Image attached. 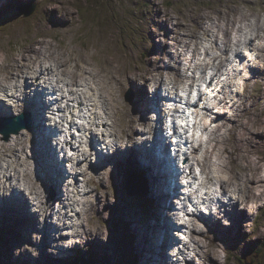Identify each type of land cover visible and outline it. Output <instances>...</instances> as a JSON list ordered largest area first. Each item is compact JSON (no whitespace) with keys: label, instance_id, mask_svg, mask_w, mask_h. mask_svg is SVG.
I'll use <instances>...</instances> for the list:
<instances>
[{"label":"rangeland","instance_id":"1","mask_svg":"<svg viewBox=\"0 0 264 264\" xmlns=\"http://www.w3.org/2000/svg\"><path fill=\"white\" fill-rule=\"evenodd\" d=\"M18 1L13 5L0 0V103L7 107L2 116L5 118L11 106H14L10 110L12 116L20 111L21 104H24L21 98L25 95L40 90L45 95V98L39 96L36 99L41 106L40 99L45 103L54 91L59 94V88L65 92L64 95H57L58 104L62 103L60 114L69 115L68 119H88L87 108L94 123L103 125L104 120L107 139L120 144L117 135L121 131L123 135L135 133L128 137L125 146L120 144V151L131 149L146 140L141 137H147L149 129L141 125L145 119L151 118L152 111L157 113L148 107L156 98L151 97L150 104L143 105L149 113L152 112L150 117L145 115L144 119L140 113L139 99L134 98L137 110L132 95L139 98L141 87L147 88L149 92V87L154 88L159 80L163 82V75H158L155 80V70L176 71L175 76L184 81L181 83L182 88L186 86L185 81L190 87L194 81L189 75L194 66V74L199 76L206 70L212 71L211 68L218 70L220 65L226 63L227 54L215 55L217 42L220 38L227 48L226 37L234 29L241 32L245 27L243 23L238 27L241 22L238 13L246 15L250 22L255 20V25L245 29L252 36L251 39L247 35H240V42H243L241 46L245 55L249 56L243 55L242 61L233 64L244 68L239 73L245 77L240 79L244 85L233 94L232 101L226 99L227 103L220 108L219 117L222 119L217 122L214 120V123L221 125L216 126L215 131L214 127H209V143L194 154L199 160L203 157L201 168L194 163L192 169L205 173L207 169H212V165L218 164L215 158L207 155L208 148L214 146L215 153L222 157L227 166L225 175L231 181L226 187L234 186L237 194L232 193L231 197L237 200L236 203L234 200L232 211L229 208H225L224 213L220 211V218L212 228L204 229L206 224L193 216V227L204 230L200 233L191 231L194 241L191 248H195V251L185 253V258H190L191 262L181 261V264H244L243 259V262L238 260L245 257V253L264 245V0ZM229 11H232L228 14L232 31L226 18ZM199 19L204 20L207 29ZM219 20L222 23L220 27L211 26L219 24ZM196 27L207 36L199 32L195 37L191 35L195 33ZM217 35H220L219 38ZM258 38H261L260 49L258 41V46L253 42ZM250 45L258 50L254 55L249 52ZM208 54L214 55L211 62L206 56ZM193 56L197 64L191 61ZM238 68H233L229 74H235ZM50 82L57 88L54 86L52 89ZM173 89L177 90L176 87ZM21 90L23 92L20 96ZM144 96L149 99L145 91ZM26 100L31 101L28 98ZM157 100L156 106L159 109L160 102ZM17 102L20 104L17 105ZM161 103H165L164 99ZM45 105L42 107L47 112L49 108ZM129 117L135 120L131 129L126 123ZM49 122L54 123L53 120ZM49 122H45L44 126L49 125ZM54 125L43 127L40 132L51 135L49 130L57 132ZM8 126L7 123L6 129L0 128V136L6 137L7 131L12 136ZM94 131L97 130L91 126L85 135L102 140L103 134L101 139ZM40 132L34 133L30 129L10 140H7L10 136L6 137V141L0 139V142L5 143L0 144V180L3 181L4 175L9 178L0 185V198L21 194L19 197L34 204L29 203L33 208L29 210L36 216L29 212L33 218L27 221L37 218L39 223V228H36L32 223V226H26L24 220H20L21 223L15 222L13 217L14 221L11 218L8 222L3 221L2 218L8 215V200L14 197H10L4 204L0 202V264H23L22 261L27 262L28 256L36 258L41 252L58 253L59 256L63 253L62 258L65 260L67 255L79 254L90 257V264H136L135 256L139 255L144 264H154L158 260L148 245L144 249L139 247L142 246L141 242L148 239L155 248L159 235L163 237L161 243L164 242L161 260L166 264V218L172 209L173 200L170 199L167 206L155 204L150 195V174L145 168L143 174L148 187L144 179H137L130 172L129 167L134 168L131 163L123 164L120 153H113L111 158L94 164V156H90L88 151L85 158L81 147L78 146L77 150L73 144H69L64 152L67 159H64L65 165H62L67 173L62 171L66 176L58 181L66 185L61 187L53 177L60 166L58 153H64H60L59 148L57 151L52 149L49 158V154L43 151L46 150L45 145L48 147L51 143L46 141L42 145ZM59 134L63 137L64 132ZM191 155L187 156L195 161L193 153ZM86 167L89 168L88 173H84ZM12 172L18 183L10 179ZM60 174L61 171L59 176L62 177ZM242 177H247L246 186L242 183ZM131 179L134 180L132 183ZM53 180L56 185H53ZM128 183L142 193L144 204L141 207L136 202L134 205L132 201L136 197L130 196L129 199L123 189ZM22 187L26 189L23 191ZM146 190L148 193H144ZM157 190L167 192L162 186L154 188L153 192L157 194ZM24 192H31L32 195ZM55 192H60L62 196ZM148 201L155 204L150 215L152 217L153 214L149 223L150 233L140 234L135 231L140 236L134 233L133 240L131 220L144 223L147 217L139 211L148 205ZM20 202L15 200L14 204ZM3 206L2 210L5 211L1 210ZM133 210L138 211V215ZM9 211L15 210L11 208ZM42 211L44 216L39 215ZM171 217L174 218L173 215ZM169 223L173 228L172 222ZM126 224L133 236L131 242L128 241ZM152 228L156 230L152 231ZM212 229L214 236L209 234ZM48 239L51 242L49 245L46 244ZM26 240H29L27 244ZM135 245L138 250L136 254L133 252ZM55 249L60 251L55 252ZM154 250L157 252V248ZM54 257H57L56 254ZM258 259L261 261L259 264H264V246Z\"/></svg>","mask_w":264,"mask_h":264},{"label":"bare ground","instance_id":"2","mask_svg":"<svg viewBox=\"0 0 264 264\" xmlns=\"http://www.w3.org/2000/svg\"><path fill=\"white\" fill-rule=\"evenodd\" d=\"M231 23V22H230ZM228 28V27H227ZM223 29V28H222ZM228 30V29H227ZM239 30V29H238ZM224 32V31H223ZM225 33V32H224ZM223 34V33H222ZM227 34V33H226ZM258 37V36H257ZM247 41H248V39H247ZM244 55H245V53H244ZM31 55H29V57H30ZM246 56V55H245ZM249 56V54H247V56L246 57H248ZM46 62H48V61H46ZM60 67H61V64H58ZM219 70V69H218ZM156 86H154V90H155V92L153 91L152 92V94L153 95H149L150 97H149V99L147 100L146 98H145V96H144V91L145 90H142L141 91V94L142 95H140L139 96V104H141L142 106L145 104V105H147V104H150V98L151 97H154V98H156V99H158L157 100V102L159 103V99H162V96H161V92H160V90L157 92V90L160 88V85H161V80H159V82L158 83H156L155 84ZM192 85V84H191ZM191 85H190V87H191ZM48 86V85H47ZM49 86H51L52 87V89H53V87L55 86L56 88H57V86L54 84V83H51L50 82V84H49ZM175 87V86H174ZM51 89V88H50ZM58 89V92H59V94L61 95V94H63L64 95V93L63 92H61L60 91V89L59 88H57ZM7 90V89H6ZM53 91V90H52ZM39 92V93H38ZM38 95L39 96H41V97H43V98H45V95L40 91V90H38ZM54 93H55V91H54ZM56 95V98L55 97H47V99L49 98L50 99V104L49 105H55L56 103H54L53 101H52V99H54L55 98V100L54 101H56L57 103H58V100H57V95H59V94H57V93H55ZM148 94H149V92H148ZM45 100V99H44ZM216 101V102H215ZM40 103H41V105L43 106V105H45L44 103H43V101H42V98L40 99V101H39ZM141 102H143V103H141ZM214 102L215 103H213V106H212V109L214 110L216 107L218 108V106L220 105V101H217V99H214ZM227 102V101H226ZM34 104H35V107H36V111H37V114H36V118L35 117H33V120H34V127H33V130L35 131V133L36 132H38L39 130H40V128L45 124V122H46V120H44V118H46V116L43 114L44 112H46V111H43V108L37 103V101H34ZM18 105V104H17ZM49 105H45L46 107H48L49 109L51 108V107H49ZM4 108H7V107H5V106H3V107H0V121H1V119H2V115L5 113V110H4ZM86 109V112L89 114V120L88 119H86L85 117V120H84V123L83 124H79L78 122H75L76 121V118H74L73 119V121H72V119H69V127L71 128V127H74V129H78L80 132H82V134H84L85 135V131L90 127L91 128V126L92 127H94V129H96L97 131H94V132H96L97 133V136L99 137V134L100 133H102L103 134V128L105 127V125H104V120H103V125H101V124H99V123H94L93 122V119H92V115H91V113H90V110L89 109H87V108H85ZM212 109H210L209 111L211 112V110ZM219 111V113L217 114L216 113V115H217V117H219V115L221 114L220 113V109H218ZM43 111V112H42ZM209 111H207V113H209ZM15 112V111H14ZM196 112H198V111H196ZM221 112H223V111H221ZM21 113V111H16V115H19ZM140 113L142 114V117L145 119L147 116H148V114H149V112H148V110H146L145 112L144 111H142V109H141V111H140ZM213 114V113H212ZM145 115H146V117H145ZM40 116V117H39ZM52 118H50L49 120H51ZM156 119L157 120H154V122H158V121H160L161 120V114H157L156 113ZM203 119V116H202V114H200L199 112H198V120L199 121H201ZM63 122L66 120V118H65V116H63ZM54 121V120H53ZM135 121V120H134ZM134 121H133V118H131V117H129L128 119H127V121H126V123H128V125H129V127H130V129H131V127H132V125L134 124ZM153 121H152V119H150V118H148L147 120L145 119L144 120V122H142L143 124L141 125L142 127H147L148 129H149V134L150 135H156L157 134V127H156V130H155V132H153V126L151 125V123H152ZM208 122H210L211 123V121H209L208 120ZM5 126H3V122L1 121L0 122V128H2V129H6L5 127H7V122L5 121ZM54 123H56L55 121H54ZM68 123V122H67ZM8 128L9 129H11V126L9 125L8 126ZM163 129V128H162ZM217 130H219L218 128H217ZM5 131V130H4ZM26 130H22L21 132H25ZM11 132V131H10ZM7 133L9 134V132L7 131ZM12 133V132H11ZM13 134H15V133H13ZM41 134H42V137H45L44 136V134H43V131L41 132ZM35 135V134H34ZM36 136H37V134H36ZM104 136V135H103ZM46 138H49V137H46ZM57 140H56V145H57V148H59L62 152L65 150V148L66 147H68V145H69V143L68 142H66V141H61L60 139H58L57 137H55ZM97 139V138H96ZM96 139H89V140H87V139H85V137L83 138H81V140H76L75 139V142H77L78 143V146L79 147H81L82 149H83V152H84V157L86 156V154H87V150L85 149L87 146H91V145H93L94 143H95V140ZM102 139V138H101ZM32 140H33V137H32ZM47 140V139H46ZM100 141V140H99ZM51 143V142H50ZM149 143V141L148 142H146V144H148ZM0 144L1 145H5V143H3V142H0ZM105 144H107V145H110V141L108 142V143H105ZM143 146H145L144 144H143ZM44 149H46L45 151H43L44 153H46L47 155L49 154V158H51V153H52V151H51V145H49L48 147H47V145H45V147H44ZM207 150V149H206ZM206 150H204V152L206 151ZM140 150L139 149H132L131 150V152H139ZM207 155L209 156V158H215L217 161H218V164H214V165H212V169H207L206 170V172L204 173L205 175H206V181L204 182V186H207V187H211V186H213V185H215V184H219V186H220V190L223 192V194L225 195V196H228L229 195V193H234V194H237V191L233 188L232 190H230L229 189V187L230 186H228V187H226L227 186V183L228 182H230L231 180L229 179V176L227 177L226 175H225V173H226V169H227V166H226V164L224 163V160L222 159V157L219 155V154H217V153H215V147L214 146H211V147H209L208 148V150H207ZM93 156V155H92ZM66 157V156H65ZM87 157V156H86ZM194 158H195V161H196V163H197V165L198 166H200V162H203V157L201 158V160H199V159H197L195 156H194ZM66 159H67V157H66ZM85 159V158H84ZM192 160V159H191ZM147 161H149V162H152L154 165H155V167H158V166H156V161H155V159H154V157H152V158H149ZM35 162V161H34ZM33 162V163H34ZM188 162H190L189 160H188V157L186 156L185 157V165H187L188 164ZM95 164V163H94ZM79 165V163L77 164V166ZM40 166V165H39ZM67 166V165H66ZM55 167V166H54ZM73 167H75V166H73ZM72 167V168H73ZM56 168H58V166H56ZM60 168V167H59ZM58 168V169H59ZM74 169V168H73ZM145 170L147 171V173H149L150 175H149V185H150V195L152 196V198L154 199V202H155V204L156 205H161V204H166V206H167V204H168V202H169V200L171 199V193L170 192H165L164 190H157V194L156 193H154L153 192V189L154 188H157V189H159V187L160 186H156L152 181H151V173L152 172H154L153 171V169H151V168H145ZM86 171V170H85ZM225 171V172H224ZM246 171V170H245ZM60 173V172H59ZM59 173H58V176H59ZM70 173V172H69ZM75 175V174H74ZM160 176H161V174H160V171L159 170H157L156 172H155V174L153 175V177H155L154 179L156 180V179H158V178H160ZM203 177H204V175H203ZM244 180L242 181V183H243V185L244 186H246V180H247V177H242ZM22 179V178H21ZM57 180L55 179V182H56ZM59 181H61V179H59ZM245 181V182H244ZM51 184V183H50ZM70 184V183H69ZM56 185V184H55ZM226 187V188H225ZM236 191V192H235ZM56 193V192H55ZM31 194V193H30ZM56 195H60V196H62L61 194H60V192H57L56 193ZM150 196V197H151ZM232 198V197H231ZM25 199V198H24ZM65 199H67V198H65ZM22 200V198L21 197H19V195H18V201H21ZM235 203H236V197H235ZM15 201V200H14ZM25 202L27 203L28 202V200H25V201H23V202H20V203H18L17 205H15V208H13L15 211H8V215L6 216V218H2V220L3 221H6V222H8L9 220H10V218L11 217H13L14 219H15V222H19V223H21L20 222V220L21 221H26V220H29L30 218H33V215H31L30 213H29V211H27L25 208H24V206H22V204H25ZM239 203V202H238ZM50 205H51V202H50ZM234 206V205H233ZM225 208H229V209H231L232 208V205L231 204H225L224 202H222V204H220V205H218V209H219V211H215V213L216 214H219V212L222 210L223 211V213H224V209ZM7 210V209H6ZM44 213V212H43ZM46 215V214H45ZM35 216V215H34ZM218 218V220H219V216H217ZM165 218V217H164ZM197 219H199V220H201L202 221V223H204V224H206V227H204V229L206 228H209V227H213V225L215 224V222L217 221V219H214V220H210L208 217H202V218H198V217H196ZM12 219V218H11ZM194 217H189L188 219H186V221H185V223L187 224V226L189 227L190 226V221H192V222H194ZM12 221H14L13 219H12ZM166 221L168 222V219L166 218ZM11 222V221H10ZM166 223V222H165ZM212 223V224H211ZM167 226V225H166ZM167 228V227H166ZM4 229H6V228H4ZM204 229H200L199 227H197L196 226V228H194V233H196V232H198V233H200V231H202L203 232V230ZM156 229H154V228H152V231H155ZM168 230V229H167ZM1 231H4L3 229H1ZM205 232V231H204ZM4 233V232H3ZM134 233H135V231H134ZM164 233H166V232H164ZM207 233V232H206ZM135 234H137V233H135ZM209 234L210 235H213L214 236V234H213V229L209 232ZM8 235V234H7ZM138 236H140L139 234H137ZM183 236H186V237H184V238H188L189 236H188V234L187 235H183ZM192 237H193V234H192ZM142 243V246H140L139 247V249L140 248H142V249H144L147 245H148V248L151 250V252L153 253V255L154 256H156L157 257V260L158 261H161L160 263H163V261L161 260V256H162V248H163V245H164V242H163V244L161 243L160 245L158 244V245H155V248H153V245L151 244V240H148V239H146V241H144V242H141ZM167 244V243H166ZM157 248V252H155V250L154 249H156ZM196 249H198V248H196ZM194 251H195V248H194ZM197 251V250H196ZM171 254H173V257L176 259V262L178 263V264H181V261H185L186 259L182 256V253H181V251H176V252H172ZM165 256V255H164ZM167 260H169L168 262H166V264H177V263H173V261H172V259L171 258H168ZM187 261V260H186ZM144 264V263H143ZM193 264V263H192Z\"/></svg>","mask_w":264,"mask_h":264},{"label":"trees","instance_id":"3","mask_svg":"<svg viewBox=\"0 0 264 264\" xmlns=\"http://www.w3.org/2000/svg\"><path fill=\"white\" fill-rule=\"evenodd\" d=\"M263 246L264 245H261L260 248L255 251H250V252L245 253L247 255L245 257H242L244 264H259L261 261H259L258 258L262 251ZM238 261L243 262L241 259H239ZM69 264H90V260L85 259L83 257H76L74 262H70Z\"/></svg>","mask_w":264,"mask_h":264}]
</instances>
